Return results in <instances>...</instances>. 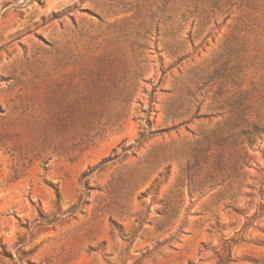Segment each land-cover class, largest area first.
<instances>
[{
    "label": "rangeland",
    "instance_id": "rangeland-1",
    "mask_svg": "<svg viewBox=\"0 0 264 264\" xmlns=\"http://www.w3.org/2000/svg\"><path fill=\"white\" fill-rule=\"evenodd\" d=\"M248 123L264 0H0V264H264Z\"/></svg>",
    "mask_w": 264,
    "mask_h": 264
},
{
    "label": "trees",
    "instance_id": "trees-1",
    "mask_svg": "<svg viewBox=\"0 0 264 264\" xmlns=\"http://www.w3.org/2000/svg\"><path fill=\"white\" fill-rule=\"evenodd\" d=\"M248 125H249V127H252V126H253V128L260 130L259 128H257L256 125L249 124V123H248ZM246 133H247V134H252L253 136H257V134H259V133H260V134H261V133H264V131H261V130H260V132L257 133V131L254 132V131H252L251 129H250V130L248 129ZM109 161H112V160H111V159H108V160H106L105 162H109ZM87 175H88V174L84 175V177L87 176Z\"/></svg>",
    "mask_w": 264,
    "mask_h": 264
}]
</instances>
